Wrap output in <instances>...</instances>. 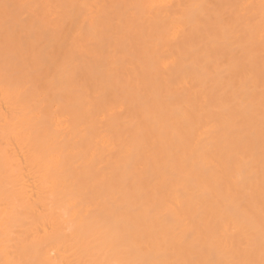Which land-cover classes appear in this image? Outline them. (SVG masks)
<instances>
[{
  "label": "bare ground",
  "instance_id": "1",
  "mask_svg": "<svg viewBox=\"0 0 264 264\" xmlns=\"http://www.w3.org/2000/svg\"><path fill=\"white\" fill-rule=\"evenodd\" d=\"M0 264H264V0H0Z\"/></svg>",
  "mask_w": 264,
  "mask_h": 264
}]
</instances>
